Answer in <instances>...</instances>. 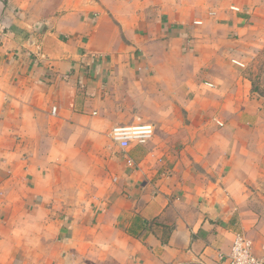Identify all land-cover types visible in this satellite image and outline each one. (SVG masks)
Returning <instances> with one entry per match:
<instances>
[{
  "label": "crops",
  "instance_id": "crops-1",
  "mask_svg": "<svg viewBox=\"0 0 264 264\" xmlns=\"http://www.w3.org/2000/svg\"><path fill=\"white\" fill-rule=\"evenodd\" d=\"M164 8L0 0V264H227L236 233L264 256V100L241 73L146 74L153 46L188 44L193 68L200 57L197 28ZM183 80L206 90L184 95ZM188 94L204 106L170 126ZM151 107L155 121L142 116ZM144 125V144L112 139ZM79 160L90 164L80 192L103 196L57 217L47 194L72 190Z\"/></svg>",
  "mask_w": 264,
  "mask_h": 264
},
{
  "label": "rangeland",
  "instance_id": "rangeland-1",
  "mask_svg": "<svg viewBox=\"0 0 264 264\" xmlns=\"http://www.w3.org/2000/svg\"><path fill=\"white\" fill-rule=\"evenodd\" d=\"M161 3L162 6L165 5L166 12L179 16L186 27L197 28V35L191 38H194L195 42L199 44L194 47V51L199 53L200 57L199 60H195V67L193 68L191 64L193 57L189 60L190 58L186 54L187 50L190 49L188 44L180 47H171L167 44L163 48L153 46L150 48L152 57L144 65L146 74H157L158 77L163 78L172 73L179 76L203 75L205 70L198 71L196 69L206 66H209V74L219 79L241 73L250 82V91L260 95L261 99L264 100V0H161ZM231 6H237L239 10L237 12L232 11ZM212 12L215 14H211ZM195 23L201 24L196 26ZM197 53L194 54V57H197ZM231 59L241 62L243 67H240V69L234 68L230 64ZM160 60H164V63H160ZM198 83L195 80L194 82L183 80L178 83V86H188L186 90H180L184 95L187 94V91L206 90L204 87H200L205 83L203 80ZM151 84L155 89L158 88V82L143 83L146 89L150 88ZM169 86L174 88L171 84ZM211 89H214V87ZM188 95L183 99L184 107L186 106L184 112H172L173 116L169 114L171 118L169 121L170 126L176 124L178 119L187 126L190 123L189 114L193 116L197 114L192 113L194 107L204 106L201 99L194 98L191 94ZM146 104L151 105L149 102ZM173 106L182 109L181 104H174ZM157 109L151 107L147 111V117L142 116L147 119L152 118V121H155L157 117L155 111ZM157 112L160 113L158 110ZM177 115H179V118H177ZM214 117L210 115L209 119L212 121ZM174 133L176 134L175 129L167 130L168 135H175ZM114 147L115 144H113V147L107 146L106 149L112 150ZM93 148L85 146V154L87 152L95 153L96 149L92 151ZM99 151L98 149L97 152ZM74 165L77 177L74 178L72 190L65 192L59 189L57 183V191L47 194V197H52L51 202L57 203H54L56 207L52 209L57 217L66 213L75 214L80 212L81 208L86 207L89 201L100 199L103 196V194L80 192L81 189L85 191L82 185L87 182V177L90 175L88 171L90 164L79 160ZM63 183L64 180L62 179L60 184Z\"/></svg>",
  "mask_w": 264,
  "mask_h": 264
},
{
  "label": "built area",
  "instance_id": "built-area-1",
  "mask_svg": "<svg viewBox=\"0 0 264 264\" xmlns=\"http://www.w3.org/2000/svg\"><path fill=\"white\" fill-rule=\"evenodd\" d=\"M231 10L237 11L235 7H231ZM233 62L239 67L243 66L236 61ZM152 135L153 128L150 125L116 128L111 133L112 139L122 150L126 149L131 142L144 144ZM126 164L131 167V160L127 159ZM227 264H264V256L255 255L252 241L243 234L236 233L227 257Z\"/></svg>",
  "mask_w": 264,
  "mask_h": 264
},
{
  "label": "trees",
  "instance_id": "trees-1",
  "mask_svg": "<svg viewBox=\"0 0 264 264\" xmlns=\"http://www.w3.org/2000/svg\"><path fill=\"white\" fill-rule=\"evenodd\" d=\"M143 223H145V224H146V221H143Z\"/></svg>",
  "mask_w": 264,
  "mask_h": 264
}]
</instances>
